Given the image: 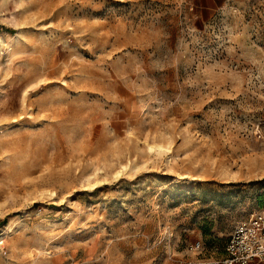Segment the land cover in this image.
<instances>
[{"label":"rangeland","instance_id":"rangeland-1","mask_svg":"<svg viewBox=\"0 0 264 264\" xmlns=\"http://www.w3.org/2000/svg\"><path fill=\"white\" fill-rule=\"evenodd\" d=\"M262 210L264 0H0V264H203Z\"/></svg>","mask_w":264,"mask_h":264},{"label":"built area","instance_id":"built-area-1","mask_svg":"<svg viewBox=\"0 0 264 264\" xmlns=\"http://www.w3.org/2000/svg\"><path fill=\"white\" fill-rule=\"evenodd\" d=\"M192 250L202 251L203 243L195 242ZM203 264H264V210L237 224L222 258Z\"/></svg>","mask_w":264,"mask_h":264}]
</instances>
